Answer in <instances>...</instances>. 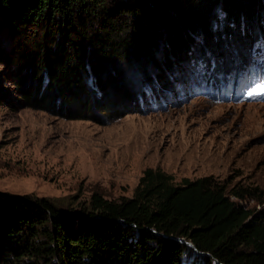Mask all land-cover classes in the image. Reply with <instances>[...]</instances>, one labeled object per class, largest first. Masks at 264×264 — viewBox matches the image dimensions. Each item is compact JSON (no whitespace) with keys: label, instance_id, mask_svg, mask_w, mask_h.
Listing matches in <instances>:
<instances>
[{"label":"trees","instance_id":"16d2710c","mask_svg":"<svg viewBox=\"0 0 264 264\" xmlns=\"http://www.w3.org/2000/svg\"><path fill=\"white\" fill-rule=\"evenodd\" d=\"M0 16V105L99 123L191 57L264 32V0H0ZM0 264H264V185L147 168L119 199L0 193Z\"/></svg>","mask_w":264,"mask_h":264},{"label":"rangeland","instance_id":"374dc122","mask_svg":"<svg viewBox=\"0 0 264 264\" xmlns=\"http://www.w3.org/2000/svg\"><path fill=\"white\" fill-rule=\"evenodd\" d=\"M220 49L207 65L193 56L164 81L143 84L140 105L107 122L0 105V193L119 199L132 195L147 168L176 184L212 176L230 186L264 185V32Z\"/></svg>","mask_w":264,"mask_h":264}]
</instances>
